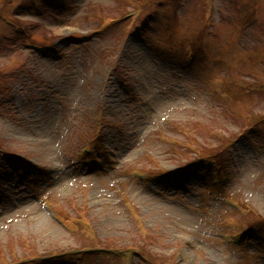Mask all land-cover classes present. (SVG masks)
<instances>
[{
  "label": "rangeland",
  "instance_id": "obj_1",
  "mask_svg": "<svg viewBox=\"0 0 264 264\" xmlns=\"http://www.w3.org/2000/svg\"><path fill=\"white\" fill-rule=\"evenodd\" d=\"M60 1L0 0V148L38 167L0 155V264H264V0Z\"/></svg>",
  "mask_w": 264,
  "mask_h": 264
},
{
  "label": "trees",
  "instance_id": "obj_2",
  "mask_svg": "<svg viewBox=\"0 0 264 264\" xmlns=\"http://www.w3.org/2000/svg\"><path fill=\"white\" fill-rule=\"evenodd\" d=\"M216 160H217V163H218V165H219L220 163H219V161H218V159H217V158H216ZM220 165H221V164H220Z\"/></svg>",
  "mask_w": 264,
  "mask_h": 264
},
{
  "label": "bare ground",
  "instance_id": "obj_3",
  "mask_svg": "<svg viewBox=\"0 0 264 264\" xmlns=\"http://www.w3.org/2000/svg\"><path fill=\"white\" fill-rule=\"evenodd\" d=\"M70 97H72V95ZM29 171L32 172V170H29Z\"/></svg>",
  "mask_w": 264,
  "mask_h": 264
}]
</instances>
